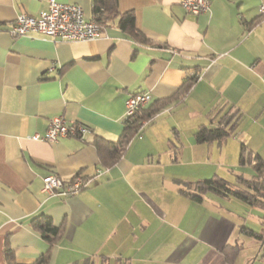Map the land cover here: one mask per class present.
<instances>
[{
  "label": "crops",
  "instance_id": "crops-1",
  "mask_svg": "<svg viewBox=\"0 0 264 264\" xmlns=\"http://www.w3.org/2000/svg\"><path fill=\"white\" fill-rule=\"evenodd\" d=\"M47 1L0 0V264L5 244L18 264L48 251L31 225L39 215L63 228L48 264H262L260 245L239 232L246 220L221 202L230 199L207 193L195 203L180 191L239 168L241 144L264 160V0H208L200 15L185 13L180 0H117L147 45L115 22L86 42L8 34L18 14L37 16ZM56 1L92 18V0ZM191 72L198 78L181 99ZM137 93L149 96L144 109L166 104L144 120L124 155L103 167L92 143L117 141L125 101ZM54 117L90 133L34 140ZM228 118L227 138L195 142L199 127ZM78 174L89 183L73 197L42 191L48 175L67 182Z\"/></svg>",
  "mask_w": 264,
  "mask_h": 264
},
{
  "label": "trees",
  "instance_id": "trees-1",
  "mask_svg": "<svg viewBox=\"0 0 264 264\" xmlns=\"http://www.w3.org/2000/svg\"><path fill=\"white\" fill-rule=\"evenodd\" d=\"M91 19L101 30L115 22L116 27L137 44L147 45L150 43L136 28L134 15L131 12L120 13L118 11L117 0H92ZM259 20L260 18L254 19L248 27L254 26ZM197 78L198 75L191 72L179 89L177 97L182 99L187 95ZM165 104L163 102H154L145 109H138L132 116L124 119L123 130L115 142L105 141L100 138L94 139L92 144L103 167L112 166L124 155L131 140L139 134L141 122L153 117ZM230 119L228 118L223 125L215 128H208L206 126L199 127L194 134L195 142L210 143L227 138L230 135L227 129ZM238 164L241 166H251L254 172L253 177L251 179H244L239 175L236 177L237 183L235 185H229L227 181L216 176L194 183H187V190L180 192L195 203H201L205 194L212 193L221 198L235 199L250 207H256L263 212L261 220L264 229V160L258 154L251 152L241 144ZM31 225L49 245L48 251L40 255L31 264H48L51 257V248L61 238L63 228L54 226L51 219L43 215L33 218ZM239 232L245 237L255 240L260 245V257L264 258V232H255L246 227H240ZM236 255L237 249L232 252H227L225 257L228 262H232ZM3 257L5 264H18L15 261L12 250L7 244L4 245Z\"/></svg>",
  "mask_w": 264,
  "mask_h": 264
},
{
  "label": "built area",
  "instance_id": "built-area-1",
  "mask_svg": "<svg viewBox=\"0 0 264 264\" xmlns=\"http://www.w3.org/2000/svg\"><path fill=\"white\" fill-rule=\"evenodd\" d=\"M47 4V9L37 16L26 13L18 14L8 34L13 38L39 35L66 42H86L100 36L101 28L92 19L85 20L78 5L59 3L56 0H48ZM179 5L185 13L190 15L207 13L210 6L208 0H180ZM259 13L264 16V3L259 6ZM148 102L149 96L146 93L129 96L125 101V119ZM146 124L147 121H143L140 129ZM89 133L90 130L84 125L67 122L62 117H54L50 120L44 135L35 134L32 138L52 143L62 138L83 139ZM88 183L89 180L84 179L80 174L67 182L59 177L48 175L43 179L42 191L49 196L66 199L77 195L87 187Z\"/></svg>",
  "mask_w": 264,
  "mask_h": 264
},
{
  "label": "rangeland",
  "instance_id": "rangeland-1",
  "mask_svg": "<svg viewBox=\"0 0 264 264\" xmlns=\"http://www.w3.org/2000/svg\"><path fill=\"white\" fill-rule=\"evenodd\" d=\"M242 122L246 123V120L243 118ZM228 159L230 160L229 155H228ZM237 166L239 167L237 169H231V167L228 170H226L225 168H224L225 170L222 169L221 172L219 173L220 178L227 181L229 185H235L237 183L236 177L239 175L243 177L244 179H251L253 177L254 173L252 171L251 166L244 165L240 167L238 164V158H237ZM241 171L244 173V175L240 174ZM230 201L231 202L227 203L225 200H221L222 204H224L227 210L235 213L236 218L238 220L240 219L246 220L247 222V225H245L246 227L260 232L261 229H260L259 222L257 220V217L259 216L260 211L256 207L252 208L250 206L243 204L242 202L238 200L230 199ZM247 253L248 252H246V254ZM262 264H264V262H262Z\"/></svg>",
  "mask_w": 264,
  "mask_h": 264
}]
</instances>
